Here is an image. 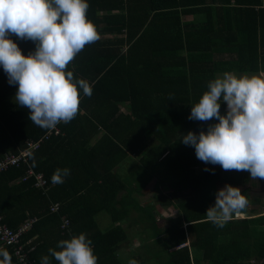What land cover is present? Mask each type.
Instances as JSON below:
<instances>
[{
    "label": "trees",
    "instance_id": "obj_1",
    "mask_svg": "<svg viewBox=\"0 0 264 264\" xmlns=\"http://www.w3.org/2000/svg\"><path fill=\"white\" fill-rule=\"evenodd\" d=\"M87 3V18L94 24L99 39L86 45L66 71L87 80L92 96H84L77 86L79 112L69 123L59 124L61 132L69 136L62 149L58 148V132L54 131L31 155L29 165L0 172L2 221L18 229L29 218L38 217L29 240L37 247L33 257L39 264L42 256L49 255V248L80 233L92 241L97 264H124L118 257L122 244L128 240L124 229L116 225L103 231L96 216L107 211L116 222L127 212V206L120 210L116 207L125 183L113 171L130 155H142L143 166L163 167L161 184L171 189V198L163 196L165 206L180 210L169 219L157 220L151 212L149 219L142 218L148 229L152 220L154 232L165 233L168 259L161 264H264L263 194L251 193L255 182L250 173L205 164L196 157L194 147L182 143V135L189 131L198 135L202 130L207 132L209 124L218 123L215 118L207 122L188 119L192 104L208 90V82L217 73L264 71L262 0ZM14 37L13 34L11 39ZM10 87L18 85L8 83L0 65V108L8 101L5 98ZM123 105L127 111H123ZM82 109L87 113L81 115ZM19 110L16 119L21 116L31 123L29 110ZM226 111L227 104L222 101L220 112L225 115ZM3 113L0 110V116ZM9 118L15 119L14 115ZM101 128L106 133L95 146L85 148ZM25 130L27 139L15 143L18 148L14 153L50 131L35 124ZM147 137L159 141L152 151L146 150ZM79 150L80 159L68 167L70 175L63 183L53 185L55 170L65 167L70 155ZM10 153L0 148V161ZM87 162L94 172L90 176L77 172ZM30 169L45 174L49 191L38 188L35 178L28 177ZM250 182L252 185L241 191L248 200L242 218L233 216L223 227L207 221L205 213L214 206L218 190L226 184L240 188ZM261 182L264 191V180ZM53 202L61 204L60 212H52ZM63 217L70 220L69 231L62 228ZM163 222L166 224L161 226ZM3 249L16 264L13 250ZM135 256L138 264H145L142 256ZM49 258L51 264H59Z\"/></svg>",
    "mask_w": 264,
    "mask_h": 264
},
{
    "label": "clouds",
    "instance_id": "obj_2",
    "mask_svg": "<svg viewBox=\"0 0 264 264\" xmlns=\"http://www.w3.org/2000/svg\"><path fill=\"white\" fill-rule=\"evenodd\" d=\"M87 0H0V65L10 85H18L14 100L29 110V119L42 129L67 124L79 112L80 93L92 96L90 83L74 77L67 66L98 33L87 18ZM35 43L27 56L11 39ZM208 90L192 104L189 120L207 122V132L189 131L182 143L195 149L205 164L220 165L224 170L247 171L253 180H264V72L237 75L225 71L210 80ZM226 102L225 115L220 112ZM209 171V169H205ZM69 168H57L53 184L64 182ZM248 205L240 188L226 184L216 193L214 206L207 209V221L223 227L233 216H240ZM40 264H97L92 241L85 233L70 235L48 249ZM0 264H12L11 254L0 249ZM128 264H138L135 259Z\"/></svg>",
    "mask_w": 264,
    "mask_h": 264
},
{
    "label": "crops",
    "instance_id": "obj_3",
    "mask_svg": "<svg viewBox=\"0 0 264 264\" xmlns=\"http://www.w3.org/2000/svg\"><path fill=\"white\" fill-rule=\"evenodd\" d=\"M262 2H263L262 3L263 6H264V0H262ZM191 19H192V17L188 18V20H191ZM13 41L18 45V47L22 51V54L25 56H27L30 52L35 50V43L30 41V40H21L18 37H14ZM232 72L236 73L239 76V75L244 74V73L259 74V73L264 72V71H260V72L232 71ZM222 73L223 72H219V73H217V75L222 74ZM16 91H17L16 87H10L9 88V93H8L7 97L5 98L8 101L3 103L4 109L0 108L1 111L5 112L0 116V148L2 149L3 152H5V151H6V153L11 152V154H15L14 151L18 148V144H15V143H20L21 141H25L27 139V132L25 129L27 127H33L32 122L28 123L26 120H22L23 118L21 116H19L17 119L15 117L16 114L19 111H21V110H19V108H21V107L18 106V104L14 100ZM122 108H123V111H127V107L125 105H123ZM7 109H8V111H5ZM85 113H87L85 111V109H82L81 115H83ZM12 115H14L15 119L9 118V116H12ZM4 116H8V117L6 118ZM57 126L59 128V133H61V134H59V133L56 134L58 136V140H59L58 141V148L62 149V147H64L65 144L69 142V136L65 132H61L59 124ZM87 133H89V130ZM105 133H106V130L104 128H101L100 132L93 134L91 139H89L86 142L87 144H86L85 148H87V147L91 148V147L95 146V144L98 143V141L101 139V137ZM84 139H85V137L82 138V140H84ZM145 141L147 142V149H146L147 151H152L153 150L152 147L155 146V144L159 143L158 139H156V138L147 137V138H145ZM12 146H13V148L11 149ZM80 152L81 151L79 150L78 153H72L70 155L71 160L68 163L69 165L67 163H65L66 166L63 168H68L70 165L74 164L75 161L80 159V156H79ZM165 156L166 155H164L163 158H165ZM87 157H89V156L87 155ZM102 157H104V156H102ZM142 157L143 156L138 157V156L130 155L129 158L122 161L121 164H118L117 165L118 167L115 169V171H113V172L117 173V170H119V167L123 164H126L127 166H130V165L135 166V167H131V170H128V169L126 170V172L128 174H131L135 179L132 184L128 185L127 180L125 179V181H124V179H122L120 177V175H118L122 179V181L125 183V189L119 193V195L117 197V201H116V207L119 208V210H120V209L124 208L125 205H130V208H126L127 212L125 214H123L121 216L120 220L118 219V221H116V222H118V224H117L118 226H120V227H122V229H124L125 236L127 239L134 238L136 236L137 231L143 232V231L149 230L148 227L145 226V223H143V225H141L142 227H140V226L137 227V223H139L140 220L142 221V218L147 217L149 219V215L145 214V212H146L145 209L147 207H150L149 211L151 213H154L152 215H154L157 220H161L162 218L161 219L158 218L159 213H156L155 206L159 205L161 207H165V203H164L165 197H163V196L171 198V189H166L165 186H163L161 184V181H160V177H162L164 175L163 167H159V166L155 167L154 165H152L150 167H145L141 164ZM66 161H67V159H66ZM160 161H161V159L159 160V162ZM63 168H61V169H63ZM77 172L82 173V175L86 174L87 176H90V174L94 173V172H92L91 167H90L88 162L85 164L83 163V166L81 167V169H77ZM247 185L251 186L252 182H250ZM262 188H263V184H262ZM144 197H149V200L147 202L148 205H146V202H145V204L143 202H141V199ZM145 205H146V207H145ZM262 205H263L262 210H264V200L262 201ZM143 211H144V214L143 213L140 214V212H143ZM179 212H180V210H179ZM138 213H139V215H138ZM261 213H264V211H261ZM100 214H102V213L100 212L99 214H97V216H99ZM242 216H244V214L240 215V217H238V216H236V217L242 218ZM111 219H112V217H111ZM165 219H167V218H165ZM96 221L98 223L97 218H96ZM98 225H99V223H98ZM103 231H106V230H103ZM154 234H155V236L151 237L152 239L165 237V233L159 234V233L154 232ZM29 239H30V231H29V233L26 234V238H23V243L27 244L28 248L35 246L31 243L32 241ZM33 239L36 240L37 237H35ZM129 244H130L129 242H124L121 246V249L118 251V257L122 260V262L124 264H128L129 260H132L136 257L135 254H130L129 256H126L124 254V250L126 249V247H128ZM3 248L4 247L0 244V249H3ZM34 254H35V252H34ZM163 254L166 255V258L162 262H164L168 259V255L166 254V249L164 250ZM124 257H127V258L124 259ZM162 262H159L158 264H161ZM255 262H256L255 260H252V263H255ZM146 263H148V262H146Z\"/></svg>",
    "mask_w": 264,
    "mask_h": 264
},
{
    "label": "rangeland",
    "instance_id": "obj_4",
    "mask_svg": "<svg viewBox=\"0 0 264 264\" xmlns=\"http://www.w3.org/2000/svg\"><path fill=\"white\" fill-rule=\"evenodd\" d=\"M57 129H59L58 126H56L55 129L50 130L43 137H41V138L44 139L42 142H44L47 139H50L51 136L53 135L54 131L58 132ZM48 133H51L50 138H46L45 137ZM41 138H39V139H41ZM39 139H36V140H39ZM31 140H35V139H31ZM27 148H28V146L26 148H23L19 153H15V155L20 154L23 150H26ZM34 151H33V153H34ZM140 156H142V155H140ZM131 167H135V166L134 165L127 166L126 164H123V165H121L119 167V170H117L118 175H120V177L122 179H124V181L126 179L128 185L132 184L134 182V180H135L134 177L131 174H128L126 172L127 169L128 170H131ZM40 174H43V173H40ZM44 176H45V174H44ZM46 179H47V177H46ZM170 180H172V178H170ZM252 181L255 182V185H254V188L252 189V192L251 193H254V194H257V195H259V194L262 195L263 194L262 199L264 200V191L262 189V182H261V180H259V178H257V180H253L252 179ZM36 182H35V184H36ZM248 186L249 185H241L240 190L241 191L246 190ZM148 200H149V197H144V198L141 199V202H143L144 204L146 202V205H148L147 204ZM146 205H145V207H146ZM125 206H127V208H130V205H125ZM155 209H156V213H159L158 218H160V219L161 218L162 219L163 218L169 219L170 217H173L177 213H179V208H175V207H168V206L161 207L159 205H156L155 206ZM149 210H150V207H147L145 209V211H146L145 214L149 215V212H150ZM261 211H264V210L261 209ZM53 213H56V212H53ZM101 213L102 214H100L99 216H96V218L98 220L99 226L103 230H108V229H110L113 226H116L118 224V222H113L112 221L109 212L102 211ZM142 213L144 214V211L143 212H140V214H142ZM138 215H139V213H138ZM36 218H37V221H38V217H36ZM62 220H63V218H62ZM165 224H166V222H163V224H161V226H164ZM141 225H143V222L140 220V222L137 223V227H139V226L142 227ZM33 227H32V229H33ZM153 228H154V224L152 223V220H151L150 221V229L149 230L143 231V232H138L137 231L136 236L134 238L128 239L126 242H129L130 244L124 250V254L126 256H129L130 254H135V255L142 256L143 259H145L146 261H148V263H146V261H145V264H158L159 262H162L166 258V255L163 254V252L165 250L164 237L163 238L161 237V238L152 239L151 237L155 236ZM2 246L3 247H8V246H5V245H2ZM36 249H37V247H36ZM126 258L127 257H124V259H126ZM34 259H36V258H34ZM15 261H16V259H15ZM16 264H17V262H16ZM202 264H208V263L206 261H204V262H202Z\"/></svg>",
    "mask_w": 264,
    "mask_h": 264
},
{
    "label": "built area",
    "instance_id": "obj_5",
    "mask_svg": "<svg viewBox=\"0 0 264 264\" xmlns=\"http://www.w3.org/2000/svg\"><path fill=\"white\" fill-rule=\"evenodd\" d=\"M59 132V129H57ZM51 133H48L45 137L50 138ZM44 139L31 140L28 143V148L23 150L20 154H7L3 160L0 161V172H3L10 167H21L22 165H29L31 154L34 150L40 148ZM28 177H34L36 179V185L38 188L45 191H49L50 184L44 174H40L30 169L28 171ZM27 177V178H28ZM26 178V179H27ZM52 212H59L61 210V204L59 202H53L51 206ZM3 215L0 213V244L10 247L13 250V255L17 264H39L36 259L33 258V254L36 251V247H29L23 243V238L32 229L37 221V218H29L25 223L19 226L18 229L10 227L3 221ZM70 220L67 217H63L62 228L69 230Z\"/></svg>",
    "mask_w": 264,
    "mask_h": 264
},
{
    "label": "bare ground",
    "instance_id": "obj_6",
    "mask_svg": "<svg viewBox=\"0 0 264 264\" xmlns=\"http://www.w3.org/2000/svg\"><path fill=\"white\" fill-rule=\"evenodd\" d=\"M4 220V219H3ZM4 222V221H3Z\"/></svg>",
    "mask_w": 264,
    "mask_h": 264
}]
</instances>
